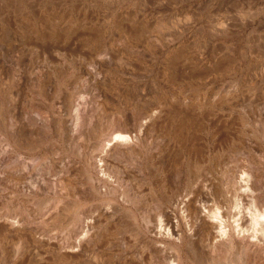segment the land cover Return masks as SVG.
Masks as SVG:
<instances>
[{
	"label": "bare ground",
	"instance_id": "1",
	"mask_svg": "<svg viewBox=\"0 0 264 264\" xmlns=\"http://www.w3.org/2000/svg\"><path fill=\"white\" fill-rule=\"evenodd\" d=\"M13 16L7 13L3 20L10 24ZM32 17L28 34L42 42L47 54L54 46L43 43L50 41L81 56L69 65L40 63L28 56L17 74L14 46L0 39V82L2 75L11 79L7 87H0V190L4 185L10 192L7 198L24 196L38 208L46 200L41 195L53 194L50 210L39 221H33L24 207H0V255L24 263L33 248L40 258L50 257L58 264H137L128 255L127 242L121 241L120 255L114 258L105 252L103 241L109 222L124 214L136 227L143 223L145 245L153 247L157 240L146 236L149 218L140 210L141 199L131 181L145 182L154 190L152 178L161 176L160 198L153 200L159 225L152 235L158 241L177 235L178 241L173 243L172 259L154 251L157 264H264V176H258L248 155L239 158L247 175L226 176L229 183L243 187L236 189L229 208L215 200L221 201L223 191L212 180L192 188L185 200L169 189L176 156L187 153L192 178L201 166L199 102L181 93L184 86L198 87L199 79L196 70L188 71L182 63L183 44L172 52L162 23L151 25L144 17L121 12L85 23L65 21L52 12ZM77 26L86 29L85 38L72 39ZM155 29L161 34H153ZM53 139L77 157L69 159L64 153L59 170L54 144L50 148ZM32 173L37 175L34 182L27 180ZM90 198H98L102 208L81 211Z\"/></svg>",
	"mask_w": 264,
	"mask_h": 264
},
{
	"label": "rangeland",
	"instance_id": "2",
	"mask_svg": "<svg viewBox=\"0 0 264 264\" xmlns=\"http://www.w3.org/2000/svg\"><path fill=\"white\" fill-rule=\"evenodd\" d=\"M0 3V39L10 47L14 46L12 54L15 57L18 56V62L14 63L17 74L21 72L20 65L28 63L32 55L34 59L39 60L38 62H50L51 65L57 64L58 61L69 65L71 60L81 56L76 50L62 49L56 43L49 44L50 41L43 43L48 48L50 45L54 46L49 49L52 51H50L51 54H47L42 42L32 38L27 31L28 26L26 28L28 23L34 21L32 16L36 12L43 15L52 12L55 16H64L65 21L72 20L75 23L89 22L93 18L104 19L120 12L132 17H144L151 25L156 22L162 23L161 32L167 33L172 40L169 42V49L173 52L176 45L181 42L185 49L182 58L185 69L196 70L194 72L196 79H199L198 87L191 84L184 86L181 93L186 99L195 98L197 103L199 102L197 117L202 129L199 172L192 178L187 153L179 154L171 163L170 174L175 176L169 189L177 190L180 197L185 200L190 190H193L192 188L212 180L221 184L220 189L223 191L221 201L218 198L215 200L222 207L229 208L228 201L237 190L239 192L243 187L229 183L226 176L229 173H236L237 178L242 174L247 175V171L240 162L242 157L248 155L247 158L258 167V176H264V0H15V2L14 0H2V2L0 0ZM10 12L15 17L13 16V22L7 24L3 19L5 14H11ZM108 30L113 31V29ZM156 30L152 33L161 34ZM72 33V39L76 40L85 38L87 31L77 26ZM72 39L69 38V41L72 42ZM2 78L0 87H7L6 83L10 84L11 79H7L5 75H2ZM85 87L87 89L84 90V94L88 97L90 94L88 86ZM0 129V136H2V128ZM59 141L53 139L50 142V148L54 144V156H52L55 160L56 158L59 160H56L55 170L61 168L65 159L64 153L67 157L69 156V159L77 158L70 150L66 151L65 144H60ZM1 144H3L2 137H0V147ZM58 144L61 147H57ZM57 150L60 153L56 155ZM36 177L37 175L32 173L27 180L34 182ZM160 178L161 176L152 178L154 190L145 182L131 181L134 183L132 184L133 191L141 199L140 210L144 211L149 218L150 232L146 236L157 240L156 243H152L153 247H146V239L142 237V232L145 231L143 223L139 221L136 227L129 217L123 214L120 218L118 214L115 219L119 220L114 219L109 222V231L106 240L103 241L105 252L112 257H119L122 240L130 247L128 255L139 261L137 264H157L154 257L155 250L160 251L164 258L171 255L173 257V245L178 241V236L158 241L157 236L152 235L159 225L153 200L155 196L160 198L157 186ZM2 187L4 190H0V201L2 202H0V207L6 205L10 210L24 207L33 221L41 220L50 210L53 196L50 192L41 195L46 200L38 208L24 196L10 200L7 198L10 192L4 185ZM207 201L213 203L211 198ZM99 202L98 198L86 199L81 211L88 212L89 209L94 210V208L100 210L102 206ZM172 211L179 218V213L173 209ZM36 253L37 250L31 248L28 253L30 260L24 263H20L18 258L8 260L0 255V264H58L50 257L40 258ZM199 264L205 263L200 262ZM231 264L244 263L232 262Z\"/></svg>",
	"mask_w": 264,
	"mask_h": 264
}]
</instances>
